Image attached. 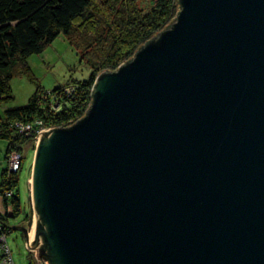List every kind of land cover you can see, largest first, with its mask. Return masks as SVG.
<instances>
[{"label":"water","instance_id":"95a60500","mask_svg":"<svg viewBox=\"0 0 264 264\" xmlns=\"http://www.w3.org/2000/svg\"><path fill=\"white\" fill-rule=\"evenodd\" d=\"M179 3L36 135L12 228L46 264H264V0Z\"/></svg>","mask_w":264,"mask_h":264},{"label":"trees","instance_id":"16d2710c","mask_svg":"<svg viewBox=\"0 0 264 264\" xmlns=\"http://www.w3.org/2000/svg\"><path fill=\"white\" fill-rule=\"evenodd\" d=\"M142 9L137 0H0V106L13 98L10 80L25 74L34 82L27 58L40 53L59 34H64L76 48H98L97 58L90 59L87 78L73 80L70 94L61 87L46 96L37 85L26 104L4 106L0 114V139L7 141L5 159L12 150L23 152L32 136L18 131L16 122L68 126L80 119L88 109L96 76L113 70L127 61L149 39L175 19L179 0H148ZM80 33V36L74 34ZM100 46V48H99ZM55 101V102H54ZM58 107L54 108L55 103ZM24 158L16 171L6 167L1 174L0 235L11 229L9 221L20 216L19 174ZM8 166V164H7ZM29 217V213L24 218ZM23 218V219H24ZM37 263V262H36ZM38 264V263H37Z\"/></svg>","mask_w":264,"mask_h":264},{"label":"rangeland","instance_id":"374dc122","mask_svg":"<svg viewBox=\"0 0 264 264\" xmlns=\"http://www.w3.org/2000/svg\"><path fill=\"white\" fill-rule=\"evenodd\" d=\"M137 5L145 10L149 8L150 4L148 0H137ZM74 36L78 37L80 33H76ZM98 53L96 45L87 50L81 47L76 48L70 44L64 34H59L42 52L34 53L27 58V66L29 67L34 82L27 75L21 73L11 78L10 86L13 98L0 106V114L4 106L26 104L37 85L41 88V95L43 94L42 90L48 96L51 93H55L60 87L62 89L56 95L63 91L66 92L70 85H72L73 80H80L89 76L90 66L88 61L97 58V55L99 57ZM35 144V142H28L23 152L18 151L22 158L25 157L18 182L22 211L18 218L9 221L11 229L7 233V243L11 249L15 264H37L35 260L38 259L34 250L29 251L23 231L12 228L16 225L26 226L30 233L35 220V213L31 201L30 182ZM6 146L7 141L0 139V181L2 171L7 167V161L5 159ZM14 151L17 152V150ZM22 158L20 162H22ZM4 210L3 199L0 196V211L4 212ZM27 213H29V217L24 218V215Z\"/></svg>","mask_w":264,"mask_h":264},{"label":"built area","instance_id":"2783aa9c","mask_svg":"<svg viewBox=\"0 0 264 264\" xmlns=\"http://www.w3.org/2000/svg\"><path fill=\"white\" fill-rule=\"evenodd\" d=\"M73 91V85H70L69 89L64 93L70 94ZM54 97L56 98L57 95L54 94ZM55 102V101H54ZM58 103L56 102L54 105V108L58 107ZM15 126L17 127L18 131L21 133H25L28 136H32L34 139V142L36 143L38 138L37 134L45 128L50 127H59V126H53V125H45L41 120L35 121L34 123H21L16 122ZM21 154L17 151L12 150L8 154V160L7 164L9 167V171H16L20 167V160H21ZM35 252V251H34ZM39 264H46L44 261H41L40 259L35 260ZM0 264H15L14 259L12 257L11 249L7 243V237L5 234L0 235Z\"/></svg>","mask_w":264,"mask_h":264},{"label":"bare ground","instance_id":"6f19581e","mask_svg":"<svg viewBox=\"0 0 264 264\" xmlns=\"http://www.w3.org/2000/svg\"><path fill=\"white\" fill-rule=\"evenodd\" d=\"M32 238V236H31V231H30V239Z\"/></svg>","mask_w":264,"mask_h":264}]
</instances>
